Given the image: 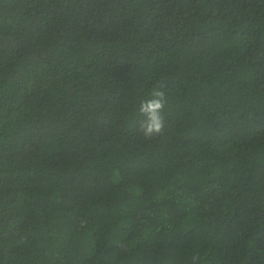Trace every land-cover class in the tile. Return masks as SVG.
<instances>
[{
	"label": "trees",
	"instance_id": "trees-1",
	"mask_svg": "<svg viewBox=\"0 0 264 264\" xmlns=\"http://www.w3.org/2000/svg\"><path fill=\"white\" fill-rule=\"evenodd\" d=\"M0 264H264V0H0Z\"/></svg>",
	"mask_w": 264,
	"mask_h": 264
},
{
	"label": "clouds",
	"instance_id": "clouds-1",
	"mask_svg": "<svg viewBox=\"0 0 264 264\" xmlns=\"http://www.w3.org/2000/svg\"><path fill=\"white\" fill-rule=\"evenodd\" d=\"M163 81L155 82L147 97L140 100L138 112L143 117L139 129L146 138L161 135L165 129L164 106L167 102Z\"/></svg>",
	"mask_w": 264,
	"mask_h": 264
}]
</instances>
